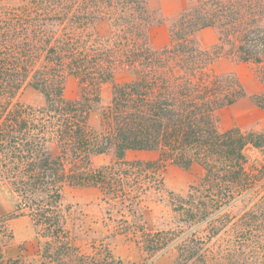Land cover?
Wrapping results in <instances>:
<instances>
[{"label": "trees", "instance_id": "1", "mask_svg": "<svg viewBox=\"0 0 264 264\" xmlns=\"http://www.w3.org/2000/svg\"><path fill=\"white\" fill-rule=\"evenodd\" d=\"M150 20L143 0H0V180L15 195L14 212L29 216L44 240L31 259L6 257L12 233L0 216V264H125L71 243L65 186L98 190L116 231L136 236L148 258L168 251L167 264H264V132L218 129L216 112L244 89L210 69L231 54L258 66L264 83V0H193L162 47L150 45ZM99 22L110 31L96 33ZM207 27L218 32L213 51L195 38ZM122 70L138 77L114 85L92 122L101 83ZM70 75L79 85L66 99ZM26 89L43 102L20 101ZM249 146L260 154L252 160ZM128 151L158 156L127 160ZM101 154L113 160L94 167L92 157ZM169 160L204 172L175 205V224L152 232L139 204L163 189ZM237 201L250 206L228 224L225 209ZM225 229L238 238L226 257L206 245Z\"/></svg>", "mask_w": 264, "mask_h": 264}, {"label": "rangeland", "instance_id": "2", "mask_svg": "<svg viewBox=\"0 0 264 264\" xmlns=\"http://www.w3.org/2000/svg\"><path fill=\"white\" fill-rule=\"evenodd\" d=\"M143 1L151 19L148 34L152 47H162L167 43L172 25L176 22L179 14L193 2V0ZM94 31L98 34H105L110 31L109 25L99 22L94 27ZM195 38L200 47L213 51L218 42V32L215 28L207 27L196 33ZM210 69L217 75H228L236 79L244 89L242 97L221 107L216 112L218 129L224 131L229 128H238L244 132L251 130L264 132V83L258 74V66L251 62L241 61L234 55L222 53L212 61ZM138 73L136 70H122L101 83L100 103L90 115L92 122L97 121L101 110L110 103L113 86L137 78ZM78 85L77 77L68 76L64 83V97L66 99L75 97ZM19 100L32 105H40L43 102L41 94L31 89L23 90ZM246 152L250 160L260 155L256 149L250 146ZM125 156L127 160L148 161L156 159L158 152L128 151ZM112 160L113 157L107 154L96 155L92 157V165L97 167ZM165 164L162 171L163 189L155 196L144 197L139 204L146 227L152 232L168 229L175 224L177 216L175 205L187 198L190 185L196 183L204 172L198 164L189 168H184L171 160ZM15 201V195L8 184L0 180V216L7 219V227L12 233L11 239L4 248V255L14 257L22 254L25 258L31 259L44 240L38 235L29 216L17 215L14 212ZM245 205L247 204L237 201L225 209L230 217L228 224L239 220L246 210ZM249 206L250 204L247 205V208ZM61 209L65 217L64 226L69 240L82 254L91 255L101 248L125 264H167L169 262L168 251H161L148 258L136 236L116 231L115 223L107 218L105 206L100 201V193L94 188L63 187ZM205 225L200 223L197 226L199 227L198 235L205 233L202 232ZM237 239L232 230L225 229L206 240V245L210 249L220 251L226 257L227 251L235 247Z\"/></svg>", "mask_w": 264, "mask_h": 264}]
</instances>
